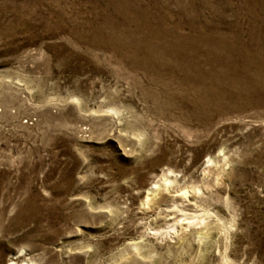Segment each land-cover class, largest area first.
<instances>
[{
  "label": "rangeland",
  "instance_id": "1",
  "mask_svg": "<svg viewBox=\"0 0 264 264\" xmlns=\"http://www.w3.org/2000/svg\"><path fill=\"white\" fill-rule=\"evenodd\" d=\"M138 1L251 29L244 0ZM106 4L0 0V264H264V110L198 121L95 31Z\"/></svg>",
  "mask_w": 264,
  "mask_h": 264
},
{
  "label": "bare ground",
  "instance_id": "2",
  "mask_svg": "<svg viewBox=\"0 0 264 264\" xmlns=\"http://www.w3.org/2000/svg\"><path fill=\"white\" fill-rule=\"evenodd\" d=\"M156 3L144 6L138 0H110L95 31L104 34L120 60L148 70L162 69L186 83L196 96L190 104L198 121L243 108L264 110V0H244L252 14L245 37L238 28L227 33L213 26L204 29L206 24H199L202 20L197 15L187 19L188 31H184L183 9L172 21ZM18 256L11 264H32L16 260Z\"/></svg>",
  "mask_w": 264,
  "mask_h": 264
}]
</instances>
